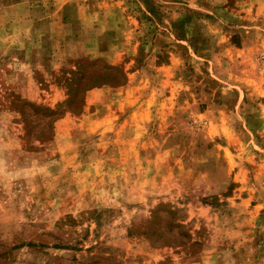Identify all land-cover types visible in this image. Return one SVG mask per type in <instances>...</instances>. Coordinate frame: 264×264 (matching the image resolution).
I'll list each match as a JSON object with an SVG mask.
<instances>
[{
	"label": "rangeland",
	"instance_id": "1",
	"mask_svg": "<svg viewBox=\"0 0 264 264\" xmlns=\"http://www.w3.org/2000/svg\"><path fill=\"white\" fill-rule=\"evenodd\" d=\"M58 1L0 0V264H264V0H113L85 53Z\"/></svg>",
	"mask_w": 264,
	"mask_h": 264
},
{
	"label": "crops",
	"instance_id": "2",
	"mask_svg": "<svg viewBox=\"0 0 264 264\" xmlns=\"http://www.w3.org/2000/svg\"><path fill=\"white\" fill-rule=\"evenodd\" d=\"M62 2L58 1V5H60L58 7V9L62 10L60 12V14L57 13H50V14H45L44 16H41L40 18H36V17H32L31 20H33V22H35L36 24L38 22H43V23H48L50 21V27L51 24H59L60 26H62L66 31V33H69L68 31H71V28H74L75 32L80 35V37H82L80 44L82 45L81 47H79L82 52H88L85 48V46L87 45V42L92 43L91 41H87L88 38V33H91L90 30L92 29V27H95V22L98 21L99 19L102 21L103 19V14L106 13V11H102L101 7L105 6V5H115L120 1H115V3H110V1L113 0H104L103 4L101 5L100 3L102 1L99 0H61ZM119 6V4H117ZM122 13H125V11H123ZM113 14H108L106 18L109 17V20H112V16ZM116 18L118 19L117 22L115 23V26H112V23L108 22L109 20L106 19L107 23L104 25L103 29L101 30V32H93L92 35H98V34H105L107 36H118V35H123L122 33L126 32V34H132L133 31H135V27L133 25L138 24L139 22H141L140 16L136 17V16H132L131 13H126V14H115V17L113 18V21L115 22ZM159 22L160 21H167L166 16H160L159 15ZM163 19V20H162ZM90 22H93L92 24H90ZM107 24H110V27H107ZM187 24L186 23L184 25V23L180 22L179 24L177 23H173V25H163L160 23V26L162 28H164V30L166 32H170L171 34H175L176 36L179 35L180 33L182 34L183 30L187 28ZM53 32V30L50 29V34ZM119 37V36H118ZM80 46V45H79ZM117 51L116 53H113ZM121 52L119 50H110L109 53L111 54V58H116L117 60H115L114 66H121V61L120 58V54L118 53ZM112 63V64H113ZM42 67H45L44 65ZM50 74H52L50 72ZM53 75V74H52ZM55 87H57L56 89L59 90V88L61 89V87L54 83ZM57 93H59V91H57ZM56 95V93H54V96ZM109 95H111V102L112 105L114 106V108H112V112H114V114H117L118 119L120 120L121 118H124L122 122H126L125 125L119 123V128L123 125L126 126L127 123H129L131 120L134 121V126L137 128H139L141 121L143 120V118H145L146 116H148L149 114V108H148V103L151 98L146 97V99L144 98V100H141V104L139 103L138 100H140L138 98V96L133 93V92H112L109 93ZM23 97V96H22ZM25 97V96H24ZM102 97H106L105 96V92H103V89H97V90H91L87 92V96H86V104L84 106V112L87 111V113L91 116L96 114V112H92L90 111V108L97 105L98 103L103 104L104 100L102 99ZM108 101V100H107ZM138 101V102H136ZM133 103V106L135 107V109H133L130 114L127 117H123L120 116L122 114V112L124 111L123 106H131V104ZM134 117H133V116ZM85 116V113H82V117ZM78 120H80V118H78ZM102 120V118L99 119V117H95L94 119V123H99ZM68 121V119L63 118L60 120V124H63L64 127H62V131L65 133V130L67 129V126H65V122ZM102 123H106V120H102ZM120 131V129H119ZM118 131V132H119ZM58 135V133H57ZM60 136V135H58ZM166 179V177H165Z\"/></svg>",
	"mask_w": 264,
	"mask_h": 264
},
{
	"label": "trees",
	"instance_id": "3",
	"mask_svg": "<svg viewBox=\"0 0 264 264\" xmlns=\"http://www.w3.org/2000/svg\"><path fill=\"white\" fill-rule=\"evenodd\" d=\"M177 226V225H176Z\"/></svg>",
	"mask_w": 264,
	"mask_h": 264
}]
</instances>
